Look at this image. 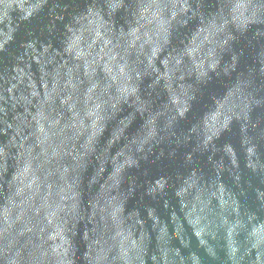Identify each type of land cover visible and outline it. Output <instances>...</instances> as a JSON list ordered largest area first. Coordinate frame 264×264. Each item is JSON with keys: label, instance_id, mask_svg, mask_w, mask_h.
<instances>
[{"label": "clouds", "instance_id": "obj_1", "mask_svg": "<svg viewBox=\"0 0 264 264\" xmlns=\"http://www.w3.org/2000/svg\"><path fill=\"white\" fill-rule=\"evenodd\" d=\"M246 34L264 0H0V264H264V198L196 111L244 87Z\"/></svg>", "mask_w": 264, "mask_h": 264}, {"label": "water", "instance_id": "obj_2", "mask_svg": "<svg viewBox=\"0 0 264 264\" xmlns=\"http://www.w3.org/2000/svg\"><path fill=\"white\" fill-rule=\"evenodd\" d=\"M234 46L238 53H243L238 63L245 69L244 87L237 83L225 88L223 83L211 81L203 91L196 111L202 113L199 117L201 128L211 135L209 143L222 145L231 142L236 145L231 152H216L214 155L220 157L216 164L221 168L231 166L237 169L244 181L251 183L248 196L254 203L257 198H264V185L257 179L264 172V103L258 102L264 96V76L259 71L264 66V40L246 34L235 41ZM245 96L249 98L245 99ZM231 112L245 113L246 120L226 118ZM245 127L246 131H242ZM249 145L254 146V153L248 151ZM165 146L166 142L158 145L160 149ZM249 164L253 167L250 168Z\"/></svg>", "mask_w": 264, "mask_h": 264}]
</instances>
